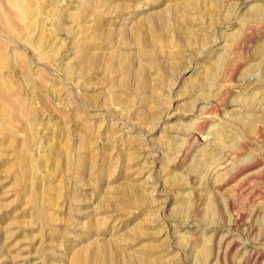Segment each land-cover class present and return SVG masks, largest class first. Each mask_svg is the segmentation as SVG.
Returning <instances> with one entry per match:
<instances>
[{
  "label": "rangeland",
  "instance_id": "obj_1",
  "mask_svg": "<svg viewBox=\"0 0 264 264\" xmlns=\"http://www.w3.org/2000/svg\"><path fill=\"white\" fill-rule=\"evenodd\" d=\"M263 10L0 0V264H264Z\"/></svg>",
  "mask_w": 264,
  "mask_h": 264
},
{
  "label": "bare ground",
  "instance_id": "obj_2",
  "mask_svg": "<svg viewBox=\"0 0 264 264\" xmlns=\"http://www.w3.org/2000/svg\"><path fill=\"white\" fill-rule=\"evenodd\" d=\"M264 11V10H263ZM257 12V11H256ZM259 13V12H258ZM264 14V13H263ZM260 16H261V12H260V14H259ZM263 17V16H262ZM244 19H247L246 17H244ZM91 39V38H90ZM85 46H82V45H80L79 46V50H78V52H79V56H80V58H81V60H82V63H83V66H84V69H86V67L87 66H89V67H91L90 65H94V66H97V64H99L98 62V58L97 57H95L92 61H89L87 58H88V54H87V51L85 50V48H84ZM222 59V58H221ZM91 60V59H90ZM221 63V62H220ZM88 68V67H87ZM203 85H205V86H208V83L207 82H203ZM2 113L3 114H5V112H4V110L2 111ZM85 159V158H84ZM87 159V158H86ZM77 160H80V159H77ZM75 161V160H74ZM79 164V163H78ZM103 250V247L101 246V245H98V248H97V251H96V253H97V255H91L90 253H89V251L88 250H82V251H79L76 255H75V257L77 258V260L78 259H81V261H83L84 263H88V261L90 260V259H93L94 260V262H95V260H99V258H100V254H99V252H101ZM135 260V259H134ZM91 261V260H90ZM90 261H89V263H90ZM106 263V262H105Z\"/></svg>",
  "mask_w": 264,
  "mask_h": 264
}]
</instances>
